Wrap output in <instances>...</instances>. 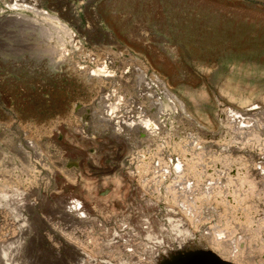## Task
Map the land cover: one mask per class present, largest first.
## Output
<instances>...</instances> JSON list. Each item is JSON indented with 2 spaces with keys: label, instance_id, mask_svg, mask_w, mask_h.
Instances as JSON below:
<instances>
[{
  "label": "rangeland",
  "instance_id": "1",
  "mask_svg": "<svg viewBox=\"0 0 264 264\" xmlns=\"http://www.w3.org/2000/svg\"><path fill=\"white\" fill-rule=\"evenodd\" d=\"M37 1L73 36L55 56L37 51L33 29L0 28V264H160L201 250L200 240L213 250L219 229L226 238L217 242L229 254L218 252L221 258L264 264V185L257 179L264 150L227 135L221 123L225 101L245 96L262 106L264 0ZM215 34L236 43L213 42ZM98 66L109 76H93ZM157 76L166 85L150 107L140 95ZM150 112L160 130L147 128ZM122 116L139 127L114 129ZM166 139L201 143L210 196L197 197L204 201L198 206L194 180L182 190L184 181L167 173L164 163L177 157ZM220 154L244 160L245 186L214 160ZM147 155L152 165L142 172ZM235 214H248L250 224ZM182 229L190 231L186 239Z\"/></svg>",
  "mask_w": 264,
  "mask_h": 264
},
{
  "label": "bare ground",
  "instance_id": "2",
  "mask_svg": "<svg viewBox=\"0 0 264 264\" xmlns=\"http://www.w3.org/2000/svg\"><path fill=\"white\" fill-rule=\"evenodd\" d=\"M0 28L3 27H7L9 24H18V26H22L24 27V29H33L32 31L37 32V38H36V42H37V51H39L40 53H48V54H52L57 56L56 54L61 52L63 49H66L67 47H69L70 45V37H72V30L70 29V27L66 24H64L61 20H59L56 16V14L54 12L45 10L42 8V4L39 3L37 0H0ZM2 6V7H1ZM68 17V16H67ZM66 17V18H67ZM74 18H78L77 16L74 15ZM20 26V27H21ZM87 28V27H86ZM102 30H105L102 28ZM106 33V32H105ZM74 38V37H73ZM222 40L227 41L228 44H234L236 43V40L234 37L230 36V35H226V37H224ZM219 39V36L217 34L213 35L212 37V41L213 42H220L222 41ZM74 41V40H73ZM73 43V42H72ZM76 45V43H75ZM73 46V45H72ZM71 46V47H72ZM54 56V58H55ZM106 67V65H104ZM105 67H101L98 66L96 68H94L93 71V76H109L107 75L108 70ZM153 76V74H152ZM105 78V77H104ZM109 78V77H108ZM100 79V78H99ZM148 83L145 84V86H143L142 91L144 92L143 95H140V97H142L144 99V103L145 100L148 102V106L154 104L153 100L154 95H156V93H160L162 89V87L164 85V82L160 80V77H155L153 78V80L151 79H147ZM98 81V80H97ZM141 81V78H140ZM112 82V81H111ZM120 83V82H119ZM141 83V82H140ZM167 89V88H166ZM167 92V91H166ZM158 93V94H159ZM169 93V92H168ZM166 93V94H168ZM171 93V92H170ZM160 95V94H159ZM171 95V94H170ZM166 98V97H165ZM174 98V97H173ZM177 99V98H175ZM142 100V99H141ZM192 100V99H190ZM194 101V100H192ZM157 102V100H156ZM178 102V101H177ZM193 103V102H192ZM181 104V108L182 109H186V104L183 103L182 101L179 102V105ZM196 104V103H195ZM156 106V104H154ZM238 105V106H237ZM245 106V108H243L242 106ZM257 105V104H256ZM254 103H248V101H246V97L245 96H239L236 103L235 101H232L231 99L228 101H225V109L224 111H222L224 113V115L226 116V119L223 121H221L222 125H224L227 129V135H234L235 138L234 139H240L242 143L244 144V142L246 144H259L260 146H262V150H264V97L261 100V107L260 106H256ZM147 106V104H146ZM153 106V105H152ZM228 106V107H226ZM151 107V106H150ZM157 107V106H156ZM242 107V108H241ZM145 108V107H144ZM147 109V108H146ZM246 109V110H245ZM144 113H140V115L142 116L141 119L145 118V111L144 109H142ZM140 111V110H139ZM159 111V110H158ZM258 111V114L261 116L259 119L256 120V118L253 116L256 112ZM150 112V115H152ZM254 113V114H252ZM158 114V113H157ZM156 114V115H157ZM193 114V113H192ZM149 115V116H150ZM213 115V114H212ZM251 115V117L249 116ZM148 116V115H147ZM108 117L110 118V120L112 121L115 116L113 115V110L111 109L108 113ZM155 113L154 115H152L151 117L147 118L146 121V126L149 130H160L161 126H159V122H157L156 118H155ZM218 117V116H217ZM216 117V118H217ZM244 117H248L247 119ZM254 117V118H253ZM140 118V116H139ZM219 118V117H218ZM134 119L133 117L130 118L128 116H122L121 119L116 118V120L113 121L112 123V127L114 129H132V128H136L139 127V121H134L132 120ZM158 119V118H157ZM234 120L235 124H236V119L240 120L238 125H233L232 124V120ZM197 121V120H196ZM139 122V123H138ZM253 122V123H252ZM198 123V122H197ZM252 123V124H251ZM142 125V124H140ZM144 126V125H143ZM143 128V127H142ZM141 129V128H140ZM248 129V130H247ZM128 131V130H127ZM152 131V132H153ZM145 132V130H144ZM166 132V131H163ZM148 133V131H147ZM140 134V133H139ZM153 134V133H151ZM157 135V134H156ZM197 137V136H196ZM240 137V138H239ZM167 138H169V135L167 136ZM155 139V138H154ZM202 139V137H201ZM228 139V138H227ZM167 140V139H166ZM165 140V141H166ZM230 140V139H229ZM233 140V139H232ZM231 140V142H232ZM163 143V145L165 144L167 152L170 154H173L174 157L176 156L177 159L171 161L172 164L170 165L169 162H165L164 165L166 168H169V171H167V173L169 175L172 176V179L174 178L176 181H184V183H182L184 185V187L182 186V190L188 189V184L190 185L191 181L194 180V183L192 184L193 186L196 185V189L198 190V195L196 196V200L197 197L199 198H209L210 194L207 193V191L205 192V189L207 188V186L204 184L205 182V178L207 175H210V172H205L203 170V167H201V165L199 164L202 161V152H200L201 150H197V147L201 144V143H197V144H187L186 141L183 140H178V141H171L169 142L167 140L168 143ZM189 141V140H188ZM202 141V140H201ZM238 141V140H237ZM222 143V142H221ZM221 145V144H220ZM158 147V146H157ZM156 147V148H157ZM161 147V146H160ZM155 148V149H156ZM201 149V148H200ZM243 149V148H242ZM145 152V151H144ZM204 152V151H203ZM202 153V154H201ZM227 153V152H226ZM146 154V153H145ZM151 154V153H150ZM213 154V153H212ZM211 154V155H212ZM210 155V157H211ZM217 155V154H216ZM148 156V155H147ZM150 156V155H149ZM145 157L146 159L144 160L145 163L141 164V171L142 172H147L148 169H150L149 167H151V165L149 166L148 162L150 160V157ZM160 156V155H159ZM169 156V154H168ZM241 156V155H240ZM233 157V156H232ZM159 158V157H158ZM162 158V157H161ZM165 158V157H164ZM214 160L217 161L218 164H223L224 166H228L229 169H232L231 171L234 172L233 175H235V177H240V186H245L247 179L245 177V163L244 160L241 158H230L229 155L226 154H220L219 157H213ZM217 158V159H216ZM252 158V157H251ZM183 160V161H182ZM204 160V159H203ZM212 160V159H211ZM259 160V159H258ZM264 160V158H263ZM143 161V162H144ZM213 161V160H212ZM260 161V160H259ZM184 162V164H183ZM254 162L256 163L257 161L254 160ZM159 163V162H158ZM160 164V163H159ZM168 164L170 165V167H168ZM215 164V163H214ZM258 164V163H257ZM262 166L259 168V173L257 179L260 178V182L263 183L262 185H264V163H260ZM248 165V164H247ZM255 165V164H254ZM161 166V165H160ZM210 166V165H209ZM257 166V165H256ZM163 167V166H162ZM208 168V167H207ZM160 169V168H159ZM253 169V168H252ZM155 170V169H154ZM207 170V169H205ZM222 170V169H221ZM225 170V169H224ZM230 171V172H231ZM162 173V172H161ZM215 173V172H214ZM226 173V172H225ZM156 174V173H155ZM216 174V173H215ZM248 174V173H247ZM164 174H162L163 177ZM255 176V173L252 174ZM212 176V175H211ZM253 176V177H254ZM165 177V175H164ZM169 177V176H168ZM188 177H191L190 179H188ZM209 177V176H208ZM207 177V178H208ZM234 178V176H232ZM245 177V178H244ZM160 178V177H159ZM153 179V178H152ZM186 179V180H184ZM193 179V180H192ZM227 185L228 187L231 186L232 183V179L231 176L229 178H227ZM262 179V180H261ZM252 180V179H251ZM180 181V182H181ZM237 181V180H236ZM173 182V181H172ZM175 182V181H174ZM196 182V184H195ZM226 182V181H225ZM253 182V181H251ZM171 183V182H170ZM177 183V182H176ZM169 184V183H168ZM175 184V183H174ZM179 184V185H182ZM215 184V183H213ZM160 185V184H159ZM173 185V184H172ZM178 185V183H177ZM200 185H202V188L200 187ZM166 186H168L166 184ZM175 186V185H173ZM215 186V185H214ZM253 186V185H252ZM192 187V186H190ZM232 187V186H231ZM250 187V185L248 186ZM238 188V187H237ZM244 188V187H243ZM190 189H193L190 188ZM214 189V188H212ZM220 189V188H219ZM232 189V188H231ZM196 190V191H197ZM228 190V189H227ZM168 191V190H167ZM190 191V190H189ZM192 191V190H191ZM195 191V190H194ZM212 191V190H211ZM231 192H233L232 190H229ZM230 192V193H231ZM2 193V192H1ZM0 193V194H1ZM176 193V192H175ZM212 193V192H211ZM217 194H221V192H216ZM225 193V192H224ZM228 194V192H226ZM249 193V192H248ZM209 194V195H208ZM226 194V195H227ZM247 195V194H246ZM181 196V195H180ZM186 196V195H184ZM221 196V195H220ZM1 197V196H0ZM194 197V196H193ZM213 197V196H212ZM216 197V196H215ZM225 196H223L224 198ZM217 198V197H216ZM220 198V197H219ZM247 198V197H246ZM185 200V198H183ZM186 199H188V197H186ZM193 199V198H192ZM201 199V200H202ZM213 199V198H212ZM184 200L182 203H184ZM194 201L193 204H195V206H198V204H200L201 202L204 201ZM204 200V199H203ZM219 201H223L222 199H216ZM237 200L235 197H233L232 195H227V201H230L231 203L233 201ZM176 201V200H175ZM187 201V200H186ZM185 201V203H186ZM189 201V200H188ZM215 201V200H214ZM236 202V201H235ZM190 203V202H189ZM207 203V202H206ZM229 203V202H228ZM229 203V205L231 204ZM242 203V202H241ZM78 204H80L77 200L70 202V206L68 207V209L71 211L72 209L76 210V206H78ZM188 204V202H187ZM186 204V205H187ZM189 207V206H188ZM192 207V206H191ZM219 207V206H218ZM222 207V206H221ZM82 209V207H81ZM80 209V210H81ZM242 210V209H241ZM188 211V210H187ZM194 211V210H193ZM231 212V211H230ZM247 212V211H246ZM233 213V211H232ZM235 213V212H234ZM196 214V213H195ZM219 214V213H218ZM229 214V213H228ZM79 215V214H78ZM231 215V214H229ZM246 215V214H244ZM234 216V215H233ZM240 216V217H239ZM237 216V214H235V218L236 221H243V222H248L250 219L248 218L249 215L247 214L246 217L242 215ZM248 216V217H247ZM227 217V216H226ZM191 218V217H190ZM229 218V216L227 217ZM231 218L233 219V217L231 216ZM170 220V219H168ZM172 220V219H171ZM226 220V218H225ZM229 221V219H227ZM226 220V221H227ZM232 221V220H230ZM178 223V221H177ZM249 223V222H248ZM225 224V223H224ZM250 224V223H249ZM213 225V224H212ZM226 225V224H225ZM243 225V224H242ZM228 226V224H227ZM179 227V226H178ZM175 228L172 227V229ZM234 228V227H233ZM177 226H176V231L177 230ZM180 229V228H179ZM218 229V228H217ZM224 229V228H222ZM184 230V229H182ZM173 231V230H172ZM173 231V232H176ZM180 231V230H179ZM178 231V232H179ZM220 231V229H219ZM216 232L214 233L215 236L212 238V240L214 241L216 238V242L212 243L213 250L217 249V254L220 255L219 253H221L222 257L226 256L228 253L227 251L225 252L224 250L226 249V245L222 244V242H217V241H221L224 237V234L222 235V231L220 232ZM226 231V230H225ZM190 231L184 230L181 234H184V237L182 236V239H186L185 234H190L188 233ZM250 232V231H249ZM252 232V231H251ZM177 234V233H176ZM179 234V233H178ZM180 234V235H181ZM227 235V234H226ZM225 235V236H226ZM188 236V235H186ZM210 236V235H209ZM190 237V235H189ZM193 238V237H192ZM191 238V239H192ZM226 238V237H224ZM211 240V239H210ZM183 241V240H182ZM209 241V240H208ZM243 241V240H242ZM185 242V240H184ZM197 241H195L196 243ZM248 242V241H246ZM190 245H192V240L189 242ZM217 243V244H216ZM251 243V242H250ZM198 243H196L197 245ZM199 244L202 246L201 250H209L208 248L204 247L206 246L204 243L201 242V240L199 241ZM215 244V245H214ZM199 245V246H200ZM208 246V245H207ZM209 247V246H208ZM228 247V246H227ZM197 247H195L196 249ZM201 248V247H200ZM51 249V248H50ZM238 249V248H236ZM199 250V249H198ZM210 250V251H213ZM49 251V250H48ZM229 251V250H228ZM231 251V250H230ZM219 252V253H218ZM233 252V250H232ZM50 253V251H49ZM237 253V252H236ZM240 253V252H239ZM232 254V253H231ZM220 255V256H221ZM229 255V254H228ZM234 255V254H233ZM239 256V255H238ZM231 257V256H230ZM229 257V258H230ZM237 257V256H236ZM226 259H228L227 257H225ZM232 259V258H231ZM236 259V258H234ZM229 260V259H228ZM241 260V259H240ZM49 261L51 262L52 260L49 259ZM230 261V260H229ZM235 261V260H234ZM251 261V260H250ZM52 264V263H51ZM237 264V263H236ZM240 264V263H239ZM252 264V263H251Z\"/></svg>",
  "mask_w": 264,
  "mask_h": 264
},
{
  "label": "water",
  "instance_id": "3",
  "mask_svg": "<svg viewBox=\"0 0 264 264\" xmlns=\"http://www.w3.org/2000/svg\"><path fill=\"white\" fill-rule=\"evenodd\" d=\"M160 264H234L224 260L215 252L210 250H192L170 254L163 258Z\"/></svg>",
  "mask_w": 264,
  "mask_h": 264
}]
</instances>
